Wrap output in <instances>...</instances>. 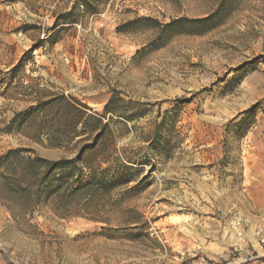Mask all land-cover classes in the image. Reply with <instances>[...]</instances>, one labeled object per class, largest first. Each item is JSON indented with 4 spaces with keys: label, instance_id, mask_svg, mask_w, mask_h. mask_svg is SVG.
<instances>
[{
    "label": "rangeland",
    "instance_id": "rangeland-1",
    "mask_svg": "<svg viewBox=\"0 0 264 264\" xmlns=\"http://www.w3.org/2000/svg\"><path fill=\"white\" fill-rule=\"evenodd\" d=\"M0 264H264V0H0Z\"/></svg>",
    "mask_w": 264,
    "mask_h": 264
},
{
    "label": "trees",
    "instance_id": "trees-1",
    "mask_svg": "<svg viewBox=\"0 0 264 264\" xmlns=\"http://www.w3.org/2000/svg\"><path fill=\"white\" fill-rule=\"evenodd\" d=\"M102 129L104 132L101 137L104 136L107 131V126H103ZM100 147V137L97 136L91 144H86L82 147L79 155L75 159H59L52 161L41 157L30 158L32 168L36 170V179L39 187L47 186L46 192H49V197L62 200L67 204L78 200L80 197L82 198L86 194L87 197H89L88 203L91 204L95 199V194L107 190L109 183L106 182L104 177L93 178L91 181L80 184L75 188L78 182L74 180V171L79 168V165L85 166L84 163L88 159L87 156L97 151ZM28 152L30 151L25 149L10 151L9 156H18L21 153ZM109 162H111V160L108 158H103L102 160V163ZM86 167L91 169V166ZM124 168H128V166Z\"/></svg>",
    "mask_w": 264,
    "mask_h": 264
}]
</instances>
